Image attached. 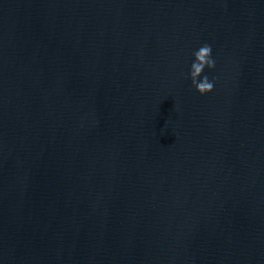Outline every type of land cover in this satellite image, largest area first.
I'll return each instance as SVG.
<instances>
[{
	"label": "water",
	"instance_id": "water-1",
	"mask_svg": "<svg viewBox=\"0 0 264 264\" xmlns=\"http://www.w3.org/2000/svg\"><path fill=\"white\" fill-rule=\"evenodd\" d=\"M0 264H264V0H0Z\"/></svg>",
	"mask_w": 264,
	"mask_h": 264
},
{
	"label": "clouds",
	"instance_id": "clouds-1",
	"mask_svg": "<svg viewBox=\"0 0 264 264\" xmlns=\"http://www.w3.org/2000/svg\"><path fill=\"white\" fill-rule=\"evenodd\" d=\"M216 62L212 55V48L208 44L201 45L192 54V62L188 71V79L192 88L200 96H206L213 92L214 81L205 74L206 70H214Z\"/></svg>",
	"mask_w": 264,
	"mask_h": 264
}]
</instances>
